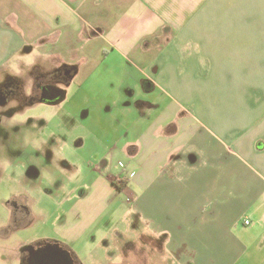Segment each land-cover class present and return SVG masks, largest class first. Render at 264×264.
Segmentation results:
<instances>
[{
	"label": "crops",
	"instance_id": "0c3cea01",
	"mask_svg": "<svg viewBox=\"0 0 264 264\" xmlns=\"http://www.w3.org/2000/svg\"><path fill=\"white\" fill-rule=\"evenodd\" d=\"M1 75L35 107L106 112L85 127L139 169L137 241L161 236L183 264H264V0H0ZM77 188L56 237L71 249L91 197Z\"/></svg>",
	"mask_w": 264,
	"mask_h": 264
},
{
	"label": "rangeland",
	"instance_id": "374dc122",
	"mask_svg": "<svg viewBox=\"0 0 264 264\" xmlns=\"http://www.w3.org/2000/svg\"><path fill=\"white\" fill-rule=\"evenodd\" d=\"M6 78L0 76V93L9 89V85L5 89L3 87L7 84ZM22 92L23 96L27 93L24 87ZM18 98L14 95L9 103H0V170L2 173L11 170V160L18 156L15 165L21 163L24 169V165L29 163L26 157L30 151L21 159L20 152L29 145L42 151V170H45L34 172L40 177L42 193L35 203H28L34 214L25 219L22 226L13 225L4 214L6 200L20 187L12 179L4 180L0 176V264H21L18 250L26 241L60 237L63 225L67 223L65 218L69 216V200L74 197L72 185L78 186L76 196L91 195L81 208L84 209L83 220L73 228L74 231L85 230L74 246L83 264H183L180 253L165 246L161 236L146 232L137 241L140 236L135 231L146 230L149 224L146 214H139L138 208L143 204L142 201L139 204L140 190L133 185L131 175L139 169L136 170L137 166L125 153L111 150L120 143L117 136L112 135L107 140L89 136L85 127L91 121L99 122L106 112L100 118L95 108L93 115L81 119L73 111L74 108L80 112L84 110L78 99L76 107L72 106L73 103L65 107L40 103L35 107L37 103ZM74 128L76 131L73 133ZM69 129L71 131L67 134ZM84 137H87L85 141ZM121 141L126 142L124 139ZM53 144H56L55 148ZM52 148L54 153L49 155ZM96 174L102 176V181L93 189L90 183ZM110 176L118 177L116 186L103 180ZM56 177L63 180L59 187L53 183ZM126 178L132 180L129 186L124 187ZM30 181L27 177V181L21 184L30 187ZM82 189L85 190L83 195L80 193ZM69 226H72L71 222ZM6 232L10 236H5Z\"/></svg>",
	"mask_w": 264,
	"mask_h": 264
},
{
	"label": "flooded vegetation",
	"instance_id": "af4514ba",
	"mask_svg": "<svg viewBox=\"0 0 264 264\" xmlns=\"http://www.w3.org/2000/svg\"><path fill=\"white\" fill-rule=\"evenodd\" d=\"M50 81L54 78L52 75L46 76ZM15 82H18L16 84ZM7 84H4L3 87L5 89L6 85H9V89L0 93V103L7 104L9 103L10 99L17 96L18 99H23V101L31 100L35 98L38 94L35 89L31 91V93L23 96L22 87L25 90V82L23 79L16 78L15 80L12 78H7ZM11 85V86H10ZM38 91V90H37ZM61 94L62 91L54 92V94ZM54 149L50 151L49 155H53ZM30 154L26 157L27 163L24 165V169L21 163L15 165L18 161V158L12 159L11 162L13 163V168L9 171H2L0 170V176L4 177V180L12 179V181L19 186L20 188H16L17 191L15 194L12 195L8 200L5 202V211L4 214L10 218L11 223L17 225H23L25 219L28 220L30 216H33V210L29 207V202H34L38 199L39 195L42 193L41 184L39 182L40 177L34 175V172L41 173L45 170L43 168L42 160V151L38 148L32 147L31 145L25 146L23 150L20 152V159L24 154ZM55 170H57L55 168ZM21 173L23 176H20ZM27 177L30 178L31 185L30 187L24 185V181H27ZM118 179L115 176L112 180V183L115 185V181ZM21 182H24L21 184ZM55 186H61L63 184V180L59 177H56L53 181ZM72 184V181H70ZM26 186V187H25ZM79 191V190H78ZM85 190L82 189L80 192L83 195ZM1 196V195H0ZM8 231V230H7ZM5 236H10V233H5ZM29 242V243H28ZM27 243V245H26ZM72 247L69 246L65 241L61 239H39L36 241H26L23 243L19 248V259L21 264H83L81 260L77 257L76 252L71 249Z\"/></svg>",
	"mask_w": 264,
	"mask_h": 264
},
{
	"label": "built area",
	"instance_id": "2783aa9c",
	"mask_svg": "<svg viewBox=\"0 0 264 264\" xmlns=\"http://www.w3.org/2000/svg\"><path fill=\"white\" fill-rule=\"evenodd\" d=\"M250 222H251L250 219L245 220L246 224H250Z\"/></svg>",
	"mask_w": 264,
	"mask_h": 264
},
{
	"label": "water",
	"instance_id": "95a60500",
	"mask_svg": "<svg viewBox=\"0 0 264 264\" xmlns=\"http://www.w3.org/2000/svg\"><path fill=\"white\" fill-rule=\"evenodd\" d=\"M62 94V93H61ZM61 94H59V95H61ZM57 98H58V96H57Z\"/></svg>",
	"mask_w": 264,
	"mask_h": 264
}]
</instances>
